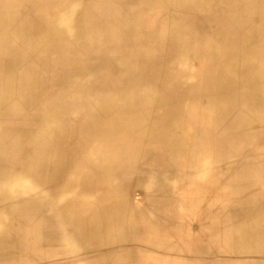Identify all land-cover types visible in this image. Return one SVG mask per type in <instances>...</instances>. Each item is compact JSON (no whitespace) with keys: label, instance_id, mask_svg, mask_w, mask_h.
<instances>
[{"label":"rangeland","instance_id":"rangeland-1","mask_svg":"<svg viewBox=\"0 0 264 264\" xmlns=\"http://www.w3.org/2000/svg\"><path fill=\"white\" fill-rule=\"evenodd\" d=\"M263 4L0 0V224L14 226L0 235V264H264L239 255L233 239V225L249 222L246 213L262 215L256 225L264 235V72L251 55L239 61L237 38L264 24ZM246 88L258 119L215 127L218 147L210 142V106L220 118L224 110L238 115L235 101L223 107L221 100ZM130 95L148 111L138 127L133 106L122 104ZM176 106L179 131L166 112ZM135 126L141 139L111 136ZM117 145L137 146L111 180L125 201L110 197L107 179L88 184L89 201H70V191L49 201L71 173L109 171Z\"/></svg>","mask_w":264,"mask_h":264},{"label":"bare ground","instance_id":"bare-ground-1","mask_svg":"<svg viewBox=\"0 0 264 264\" xmlns=\"http://www.w3.org/2000/svg\"><path fill=\"white\" fill-rule=\"evenodd\" d=\"M264 6V4H263ZM249 12V11H248ZM76 16V15H75ZM68 17V16H67ZM66 17V18H67ZM261 20H264V16L262 17H259ZM73 20V19H72ZM66 22V21H65ZM71 22V21H70ZM39 23V22H38ZM68 23V22H66ZM67 25V24H66ZM73 25V24H72ZM68 28V27H67ZM74 28V27H73ZM69 29V28H68ZM69 31V30H67ZM72 31V30H71ZM236 35V32L235 34ZM204 37V36H203ZM222 37V36H221ZM197 38V37H196ZM195 38V40H196ZM205 38V37H204ZM237 38L239 39V48H240V58L239 61H243V56L242 55H251L252 56V60L254 62H257V63H261L260 64V68L259 70L260 71H263L264 72V24H261V25H258L255 29H249V30H246L245 32H239V34H237ZM197 40H200V39H197ZM205 40V39H204ZM207 40V39H206ZM222 40V38H221ZM203 41V40H202ZM131 44V43H130ZM147 46V44H146ZM195 51V50H194ZM160 52V51H159ZM187 52H190L189 50H187ZM198 53V52H197ZM196 53V54H197ZM202 53V52H201ZM222 53V52H221ZM51 54V53H50ZM128 54V53H127ZM195 54V56H196ZM163 56V55H162ZM194 56V55H193ZM254 56V57H253ZM197 57V56H196ZM263 57V58H262ZM194 58V57H193ZM198 58V57H197ZM204 58L201 56V59ZM220 58V57H219ZM196 59V58H195ZM205 59V58H204ZM194 60V59H193ZM197 60V59H196ZM6 61V60H5ZM12 61V60H11ZM17 61V60H16ZM31 61V60H30ZM209 61V60H208ZM245 61H248L247 59H245ZM18 62V61H17ZM26 62V61H25ZM11 63V62H10ZM15 63V61H14ZM195 63V61H194ZM16 64V63H15ZM31 64V63H30ZM198 64V63H197ZM205 64V62H204ZM12 65V64H11ZM14 65V64H13ZM12 65V66H13ZM22 65V64H21ZM206 65V64H205ZM205 65H204V68H205ZM17 66V65H16ZM20 67V65H18ZM24 66V64H23ZM196 66V65H195ZM193 67V66H192ZM11 68V67H10ZM9 68V69H10ZM31 68V67H30ZM199 68V67H197ZM208 68V67H207ZM218 70V69H217ZM5 71V69H4ZM19 71V70H18ZM21 71V70H20ZM24 71V70H23ZM27 71V70H26ZM191 71H192V68H191ZM205 71H206V68H205ZM204 71V72H205ZM20 73V72H18ZM24 72H22L23 74ZM206 73V72H205ZM208 73V72H207ZM27 74H28V71H27ZM261 75L263 73H260ZM26 75V73L24 74ZM192 75V74H191ZM197 75V74H196ZM203 75V74H202ZM264 75V74H263ZM193 76V75H192ZM207 76V74H206ZM193 78V77H192ZM28 80V79H27ZM94 80V78H93ZM197 81V80H196ZM202 81V80H201ZM206 93L208 95H211V91L214 89L213 86V82L214 80L212 79V77H208L206 80ZM232 81V80H231ZM182 82V79L179 78V77H175L173 78V84L174 86L176 87L174 89L175 91V94L176 95H180L179 92L181 89H179L178 85ZM194 82V81H193ZM24 83V81L22 82ZM94 83V82H93ZM92 83V84H93ZM197 84V83H196ZM232 84V82H231ZM247 84V83H246ZM7 85V84H6ZM23 85V84H22ZM28 85V84H27ZM201 85V84H200ZM199 85V86H200ZM91 86V85H90ZM23 87V86H22ZM88 87V86H87ZM129 87V86H128ZM197 87V85H196ZM195 87V88H196ZM90 89V88H89ZM229 89H231L229 87ZM92 90V89H91ZM217 90V88H216ZM224 90H227L226 87H224L222 89V91ZM25 92V91H24ZM64 92V91H63ZM92 92V91H91ZM225 92V91H224ZM205 93V94H206ZM199 94V93H198ZM27 95V93H26ZM66 95V93H65ZM204 96V95H203ZM16 97V95H15ZM14 97V98H15ZM23 97V96H21ZM25 97V96H24ZM198 97V96H197ZM205 98V96H204ZM230 99L227 100L225 99V97H222V100H221V104H223V107L226 105V103H233L234 101L236 102V107L239 108L238 110L240 111V113H238V115H235L232 114L233 116H231L230 118H227L226 115H228V111H225L224 110V115L220 118L219 116H217V111L216 109L214 108L213 105H211V111L213 112V109H214V112H215V121H214V124L213 126L211 125L210 127H208V131H209V135L210 137L213 139V140H210L211 143L215 144L216 146L220 147V142L216 141L215 138L212 136L211 133H213V129L216 127V128H219L221 130H224L226 129L225 131H227V128H230L231 127V130L236 126H247V125H252L254 124V120L255 119H258V117H255L253 118L254 116H257L255 115V113L251 112L249 110V107L248 106L252 100H251V97H250V94H249V90L248 88L244 89V90H240L238 93H236V95H233L232 93L230 94V97H228ZM209 99V98H208ZM217 99V98H216ZM72 100V99H71ZM136 97L135 95L133 96H128V98H126L122 104L124 103L125 106H133V111L135 113V116H134V119H135V124L136 126L138 127L141 123V121L143 122L146 117L148 116V111H146V109H142L141 106H136ZM190 100V98H189ZM204 101V99H202ZM206 100V99H205ZM16 101V100H15ZM21 101V100H20ZM191 101V100H190ZM193 101V100H192ZM200 101V100H198ZM197 101V102H198ZM209 101V100H208ZM23 102V101H21ZM8 104V103H7ZM26 104V103H25ZM23 105V104H22ZM216 105V104H215ZM15 106V104H14ZM24 106V105H23ZM232 106H235V105H229V107H232ZM139 108V109H138ZM202 108V107H201ZM169 108H166V112H167V116H169L172 120V122H174L175 124V127L178 131L179 129L181 128V124H182V121H181V114L179 112V108L178 106H176L175 108H171V111L168 110ZM199 109V108H198ZM198 111V110H197ZM208 111V110H207ZM206 112V110L204 111ZM230 112V111H229ZM201 113V112H200ZM127 117V115H126ZM125 117V118H126ZM203 117V116H202ZM261 120V119H260ZM259 120V121H260ZM38 121V120H37ZM186 124V121L184 122ZM134 127V129H126V130H123V132H120L118 134H115L114 132L111 134V136H115V135H118V136H126V135H132V136H135L136 139H141V136L144 134V131L142 130H139L137 131L135 128L137 127ZM186 129V127H185ZM184 129V130H185ZM191 129V128H190ZM58 131V130H57ZM25 132V131H24ZM183 132V131H182ZM200 132V131H199ZM198 132V133H199ZM55 133V132H54ZM143 133V134H142ZM232 132L230 133H227L228 135H230ZM183 134V133H182ZM193 134V132H192ZM208 134V133H207ZM194 135V134H193ZM227 135V136H228ZM182 136V135H181ZM195 136V135H194ZM197 137H199L198 135H196ZM195 136V138H196ZM201 138V137H199ZM203 138V137H202ZM57 139V138H56ZM172 139L174 140V144H177V140H176V137L175 135H172ZM204 140V139H203ZM206 141V140H205ZM220 141V140H219ZM119 142V141H118ZM202 142V141H200ZM204 142V141H203ZM136 143V142H134ZM205 143V142H204ZM66 144V143H65ZM183 144V143H182ZM181 144V145H182ZM197 144V143H196ZM203 145V144H202ZM209 145V144H208ZM55 147V146H53ZM181 147V146H180ZM196 147V146H195ZM231 149H233V145L230 146ZM66 148V147H65ZM182 148V147H181ZM31 149V148H30ZM29 149V150H30ZM199 149V148H198ZM207 149V148H206ZM32 150V149H31ZM65 150V149H64ZM180 150V149H179ZM57 151V150H56ZM137 151V146H132V147H122L121 145H117V146H113L111 149H110V153L112 155H116L118 157H116L118 160H115L114 161H111L110 163V169L109 171H107L105 174H102V173H99L97 172L96 170H92V171H89L87 173H83L82 171H77V173H71V175L69 176L68 180L63 182V185H62V190L60 191V195L57 197L56 195V192L53 193V195H48V199L49 201L52 199H57V198H60V197H63L62 199H65L68 196V191L72 192L71 195H70V198H67L69 199L70 201H74L76 200V202H82L84 200H91L93 199L92 195H86L85 193V189L87 188L88 184H97L98 181H104L103 179H107L106 182L109 186V194H111V198H116L117 200H124L125 201V197L124 195H121L120 194V189H116L115 187V183H112V179L116 178L118 175H123L124 174V169H125V159L124 157L125 156H129L131 155V152H136ZM181 151V150H180ZM179 151V152H180ZM196 151V150H195ZM208 151V150H206ZM31 152V151H30ZM182 153V152H181ZM200 153L197 152V154ZM209 153V152H208ZM207 154V152H206ZM193 155V152L191 154V156ZM209 155V154H208ZM213 155V153H212ZM52 156V155H51ZM182 156V155H181ZM195 156V157H196ZM26 158V157H25ZM44 158V157H43ZM181 158V157H180ZM192 158V157H191ZM194 158V157H193ZM34 159V158H33ZM67 159V158H66ZM179 159V158H178ZM183 159V158H182ZM190 159V158H189ZM117 161V162H116ZM180 161V160H179ZM190 161V160H189ZM116 162V163H115ZM181 162V161H180ZM179 162V163H180ZM187 162V161H186ZM178 163V164H179ZM24 164V163H23ZM52 165V164H51ZM66 165V164H65ZM177 165V164H176ZM189 165V164H188ZM54 166V165H53ZM180 167V166H179ZM198 169V167H197ZM177 170V169H176ZM201 170V169H200ZM214 170V169H213ZM63 171V170H62ZM179 172L181 171L180 168L178 170ZM177 172V171H175ZM178 172V173H179ZM61 173V172H60ZM180 175V174H179ZM182 175V174H181ZM49 176V175H48ZM164 176V175H163ZM34 178V175L33 176H29L28 175V178ZM62 177V176H61ZM175 177V176H174ZM182 176H180L179 178H181ZM38 176H35V179H37ZM167 178V177H166ZM171 179V178H170ZM176 179V178H175ZM211 179V177H210ZM44 181V180H43ZM42 181V183H43ZM154 181V180H153ZM156 181V180H155ZM209 181V180H208ZM59 182V181H58ZM123 182V181H122ZM121 182V183H122ZM175 182V181H174ZM162 183V181H161ZM156 184V183H155ZM158 184V183H157ZM166 184V183H165ZM180 184V183H178ZM127 185V183H126ZM166 186V185H165ZM177 186V185H176ZM179 186V185H178ZM49 187V186H48ZM56 187V186H55ZM159 187V185H158ZM157 187V188H158ZM210 187V185L208 186ZM26 188V187H25ZM93 188H94V185H93ZM92 188V189H93ZM165 188V187H163ZM184 188V187H183ZM54 189V188H53ZM175 189V188H174ZM179 189V188H178ZM12 191V190H11ZM181 191V189H180ZM206 191V190H205ZM209 191V189H208ZM212 191V189H211ZM225 191V190H224ZM64 192H65V196L64 195ZM93 192V191H92ZM178 192V191H177ZM257 192V191H256ZM255 192V196H257ZM12 193V192H11ZM50 194V192H49ZM224 194V193H223ZM184 195V194H183ZM224 196V195H223ZM65 197V198H64ZM206 197V196H205ZM162 198V197H161ZM172 198V197H171ZM175 198V197H174ZM191 198V197H190ZM201 198V197H200ZM251 198V197H250ZM188 199V198H187ZM55 201V200H54ZM75 202V201H74ZM118 205H120L119 203H117ZM203 205V204H202ZM193 206V205H192ZM197 207V206H196ZM48 208V206H47ZM120 209H118V216L122 215V212H123V209H122V206H119ZM180 208V207H179ZM48 210V209H47ZM53 210V209H52ZM51 210V211H52ZM55 210V209H54ZM192 212V211H191ZM50 214V213H49ZM247 217L244 219L246 221H249V222H241V219H239L237 221V223L235 224V226L233 225V239L235 238L236 239V248H237V252L239 255H241L242 257H248V258H258V257H264V235L260 234L258 232V225H256V223L258 221H261V218H262V215H259V213H256L255 215L253 214L252 216H248V214H251V213H246ZM55 215V214H54ZM197 215V214H196ZM195 215V216H196ZM184 216H185V213H184ZM194 216V217H195ZM20 217V216H19ZM45 217V216H44ZM59 217V216H58ZM185 218V217H184ZM196 218V217H195ZM5 219V218H4ZM194 219V218H193ZM46 220V219H45ZM190 220V219H189ZM196 221V220H194ZM22 222V221H21ZM60 222V221H58ZM24 223V222H23ZM43 224V223H42ZM60 224V223H59ZM62 224H65V223H62ZM61 224V226H62ZM25 225V224H24ZM143 225V224H142ZM152 225V224H151ZM150 225V226H151ZM169 223L167 224V227H168ZM170 226V225H169ZM13 224L10 223V221H6L4 223L1 222L0 224V235H9L11 230L13 229ZM34 227V226H33ZM59 227V226H58ZM147 227V226H146ZM181 227V226H180ZM20 229H23L21 227H19ZM28 228V227H27ZM31 228V227H30ZM150 228V227H149ZM153 228V227H151ZM150 228V230H151ZM159 228V227H158ZM185 228V227H184ZM43 229V228H42ZM144 229V228H143ZM155 229V228H153ZM171 229V228H170ZM133 230V229H132ZM146 230V228H145ZM147 231V230H146ZM163 231V230H162ZM165 231V230H164ZM188 231V230H187ZM204 231L203 230V234H204ZM24 232V231H23ZM154 232V231H153ZM156 232H158L156 230ZM170 232V231H169ZM172 232V231H171ZM185 232V230H184ZM193 232V231H192ZM33 233V232H32ZM23 234V233H22ZM37 234V233H36ZM47 234V233H46ZM45 234V235H46ZM154 234V233H153ZM164 234V233H163ZM194 234V232H193ZM150 235V234H149ZM156 235V234H155ZM198 235V234H196ZM195 235V236H196ZM235 235V236H234ZM2 236V237H4ZM52 236V235H51ZM172 236V235H171ZM188 236V235H187ZM191 236V235H190ZM194 236V237H195ZM43 237V236H42ZM53 237V236H52ZM9 238V237H8ZM153 238V237H152ZM188 238V237H187ZM193 238V236L191 237V239ZM203 238H205L203 236ZM155 239V238H154ZM234 239V241H235ZM26 240V239H25ZM53 240V239H52ZM135 240H138V239H135ZM189 240V239H188ZM21 241V240H20ZM34 241V240H33ZM43 241V240H42ZM51 241V240H50ZM161 241V240H160ZM164 241V240H163ZM171 241V240H170ZM31 242V241H30ZM46 242V241H45ZM141 242V241H140ZM167 242V240L165 241ZM164 242V243H165ZM191 242V241H190ZM204 242V241H203ZM19 243V242H18ZM29 243V242H28ZM35 243V242H33ZM42 243V242H41ZM128 243V242H127ZM143 243V242H142ZM149 243V242H148ZM189 243V242H188ZM36 244V243H35ZM34 244V246H35ZM47 244V243H46ZM150 244H151V240H150ZM138 245V244H137ZM156 245V244H155ZM204 245V244H203ZM37 246V245H36ZM5 247V246H4ZM32 247V246H31ZM39 247V246H38ZM58 247V246H57ZM62 247V246H61ZM146 247V246H145ZM161 247V246H160ZM202 247V246H201ZM26 247H24L25 249ZM60 248V247H59ZM71 248V247H70ZM191 248V247H190ZM217 248V247H216ZM0 249H3V245L2 243L0 242ZM133 249V248H132ZM151 249V248H150ZM174 249V248H173ZM225 249V248H224ZM262 249V250H261ZM28 250V249H27ZM31 250V249H30ZM33 250V249H32ZM40 250V249H38ZM185 250V249H184ZM2 250H0L1 252ZM34 251V250H33ZM41 251V250H40ZM147 251V250H146ZM183 251V250H182ZM43 252V251H42ZM169 252V251H168ZM175 252V251H174ZM44 254V253H43ZM59 254V253H58ZM149 254V253H148ZM152 254V253H151ZM173 254V253H171ZM161 255V254H160ZM145 256V255H144ZM163 256V255H162ZM31 257V256H30ZM41 257V256H40ZM156 257V256H155ZM159 257V256H158ZM208 257V256H207ZM22 258V257H21ZM45 258V256H44ZM164 258H166L164 256ZM171 258V257H170ZM33 259V258H32ZM148 259V258H147ZM222 259V258H220ZM224 259V258H223ZM230 259V258H229ZM18 260V259H17ZM41 260V259H40ZM60 260V259H59ZM71 260V259H69ZM137 260V259H136ZM26 261V260H25ZM39 261V260H38ZM196 261H198L196 259ZM206 261V260H205ZM20 262V261H19ZM83 262V261H82ZM85 262V261H84ZM87 262V261H86ZM14 263V262H13ZM22 263V262H21ZM39 263V262H38ZM42 263H43V260H42ZM71 263V262H70ZM183 263V262H182ZM188 263V262H187ZM24 264V263H23ZM33 264V262H32ZM60 264V262H59ZM65 264V263H64ZM184 264V263H183ZM198 264V263H197ZM200 264V263H199Z\"/></svg>","mask_w":264,"mask_h":264}]
</instances>
